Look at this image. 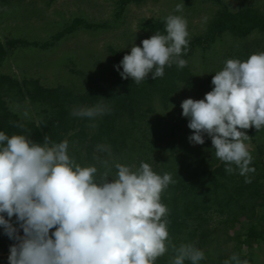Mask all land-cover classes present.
<instances>
[{"label":"clouds","instance_id":"1","mask_svg":"<svg viewBox=\"0 0 264 264\" xmlns=\"http://www.w3.org/2000/svg\"><path fill=\"white\" fill-rule=\"evenodd\" d=\"M184 7L177 4L175 12ZM188 37L186 18L169 15L164 34L156 31L142 40V47L133 45L116 70L122 67L121 77L139 84L150 73L162 78L166 66L184 68ZM211 83L214 87L203 99L181 102L192 130L189 142L203 145L206 134L225 171L238 170L250 182L247 174L255 171L247 143L251 137L242 130L264 128V51L243 61L226 60ZM109 111L96 104L74 108L71 115L95 120ZM68 149V140L57 143L45 136L39 143L30 133L0 131V227L15 241L8 264H156L170 249V264L205 259L195 244L177 246L169 237V209L161 198L175 183L171 173L157 174L145 162L138 168L113 165L98 156L99 167L81 166ZM96 150L112 155L110 145ZM113 167L117 171L110 179ZM223 264L249 260L233 253Z\"/></svg>","mask_w":264,"mask_h":264},{"label":"trees","instance_id":"2","mask_svg":"<svg viewBox=\"0 0 264 264\" xmlns=\"http://www.w3.org/2000/svg\"><path fill=\"white\" fill-rule=\"evenodd\" d=\"M127 1L138 4L142 0ZM146 28L164 34L165 23L155 21ZM254 30L264 32V17L251 9L232 13L222 6L207 34L192 40L190 46L208 47L224 32L244 39ZM5 43L13 49L23 41L11 39ZM110 55L114 62L111 69L95 79H87L82 94L63 85L47 88L38 80L25 77L18 80L9 74H0V131L9 136L30 133L31 139L39 143L45 136L57 143L68 140V154L81 166L97 164L94 157L98 156L108 158L113 165L118 162L138 168L145 162L157 174L171 173L175 183L169 185L161 199L169 209L168 230L173 243L195 244L204 251L209 264H223L233 253L251 264L242 247L246 246L250 253L257 240H264V137L257 141L255 128L249 129L254 138L249 149L253 156L250 167L255 171L247 174L250 182L246 183V177L239 175L238 170L232 174L225 171L224 162L216 158L211 138L206 134L203 145L189 142L192 130L187 126L188 118L182 116L181 106L175 109L178 117L170 122L149 117L154 112V99L167 108L174 103L180 85H190L189 51L181 57L187 61L184 68L176 64L166 66L162 78L153 79L150 73L139 84L130 77L123 79L122 67L119 71L115 67L120 64L119 55L112 49ZM248 57L242 55L239 59ZM5 58L6 49L0 43V67ZM25 100L43 106L36 120L21 119L10 109L9 104ZM96 104H105L110 111L95 120L71 115L74 108ZM97 145H110L111 157L98 152ZM116 171L113 167L110 179L115 178ZM213 212L221 216L216 225L209 221ZM242 221L249 223L244 235L229 233ZM228 243H233L231 250L226 246ZM172 255L170 249L156 264H170ZM185 264L191 262L186 260Z\"/></svg>","mask_w":264,"mask_h":264},{"label":"rangeland","instance_id":"3","mask_svg":"<svg viewBox=\"0 0 264 264\" xmlns=\"http://www.w3.org/2000/svg\"><path fill=\"white\" fill-rule=\"evenodd\" d=\"M125 1L0 0V43L6 49L0 74H9L18 80L24 77L38 80L47 88L63 85L82 94L87 79H95L113 66L110 49L117 52L121 61L125 54H130L133 45L142 47V40L155 34L146 28L148 24L155 21L165 23L169 15H182L188 21L187 51L190 55L187 61L192 73L191 83L180 85L174 103L167 108L154 99V112L149 116L152 120L163 119L167 123L178 117L175 109L183 100L203 99L212 90V77L222 70L226 60L264 51V32L257 30L244 39L224 32L208 47L190 46L192 40L207 34L222 6L232 13L251 9L264 17V0H142L138 4ZM177 4L185 6L180 13L175 12ZM11 39L23 43L9 49L5 42ZM9 106L24 120H36L43 107L29 100ZM242 131L251 137L247 143L249 149L252 148V131ZM255 133L257 141L263 139L264 128L255 129ZM220 217L213 212L210 224L216 225ZM248 225L247 221H242L229 233L244 235ZM13 243L15 241L4 235V231L0 232V264H8L9 247ZM226 246L231 250L233 243ZM242 249L251 264H264V240H257L250 253L246 246ZM199 264L209 262L205 258Z\"/></svg>","mask_w":264,"mask_h":264}]
</instances>
